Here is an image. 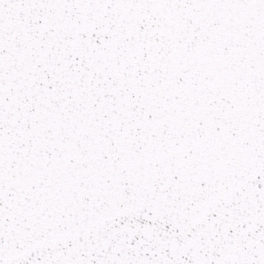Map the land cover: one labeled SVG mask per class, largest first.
<instances>
[{"label": "snow or ice", "instance_id": "snow-or-ice-1", "mask_svg": "<svg viewBox=\"0 0 264 264\" xmlns=\"http://www.w3.org/2000/svg\"><path fill=\"white\" fill-rule=\"evenodd\" d=\"M0 264H264V0H0Z\"/></svg>", "mask_w": 264, "mask_h": 264}]
</instances>
